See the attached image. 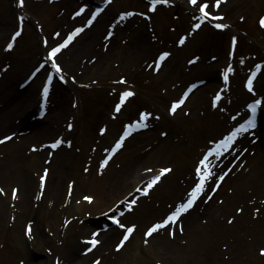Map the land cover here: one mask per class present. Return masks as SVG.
Here are the masks:
<instances>
[{
  "label": "rangeland",
  "instance_id": "1",
  "mask_svg": "<svg viewBox=\"0 0 264 264\" xmlns=\"http://www.w3.org/2000/svg\"><path fill=\"white\" fill-rule=\"evenodd\" d=\"M203 2L169 0L152 11L150 0H24L22 6L19 0H0V117L15 116L25 105L29 88L38 93L37 108L24 121L26 126L0 133V167L15 161L18 165L22 163L19 157L31 158L36 153L28 145L21 151L3 143L10 140L5 137L11 141L23 138L51 120L49 108L55 104L42 99L44 82L51 73L52 100L65 101L67 106L63 128L54 140L64 143L45 167V186L38 182L37 191H30L27 201L20 194L14 198L8 186L0 184V189L7 188L0 196L10 195L3 197L7 204L0 207V264H264L260 251L264 248V185L259 183L264 180L258 178L255 167L245 171L244 164L241 171L235 165L244 156L247 133L250 137L264 133V26L260 24L264 0H222L219 8L215 0H208L207 11L223 19H206L196 29ZM217 23L229 27L217 28ZM77 28L83 31L54 58L61 69L57 72L51 50ZM17 31L21 34L13 39ZM164 52L170 55L161 62ZM94 65L99 74L88 71ZM229 67L233 71L225 80ZM249 79L252 90L247 86ZM125 91L133 95L122 102ZM202 94L203 103L194 107ZM180 99L184 103L173 113L171 107ZM255 100L261 101L258 129L242 132L223 156L212 158L216 175L206 184L210 191L200 211L207 227L187 231L183 213L176 223L146 236L150 227L187 199L200 180L196 173L199 161L216 142L249 119L248 105ZM146 112L151 113L147 127L129 129ZM15 121L21 123L22 117ZM125 132L131 134L112 152ZM229 156L232 161L227 163ZM139 157L127 186L137 170L155 172L143 179L141 187L121 199L127 190H97L99 208L83 206L91 176L117 168L119 162L130 160L131 165ZM164 168L172 170L143 194L159 174L156 170ZM229 169L220 182L219 176ZM31 175L38 178L36 173ZM216 183H220L218 189ZM126 198L137 200L131 210L120 203ZM251 202L258 204L259 211L246 214L245 207ZM113 209L118 210L114 213ZM196 210L188 215L193 218ZM120 213H124L122 223L137 228L118 249L126 229L114 224L112 215ZM181 226L183 234L179 233ZM163 230L171 236L167 242L173 249L167 248V242L157 245ZM94 233L100 241L95 247L90 243Z\"/></svg>",
  "mask_w": 264,
  "mask_h": 264
},
{
  "label": "bare ground",
  "instance_id": "2",
  "mask_svg": "<svg viewBox=\"0 0 264 264\" xmlns=\"http://www.w3.org/2000/svg\"><path fill=\"white\" fill-rule=\"evenodd\" d=\"M108 48H110L108 46ZM70 62V61H69ZM69 62H65L66 64H68ZM70 64V63H69ZM89 72L92 73H98V71L100 69H98L95 65L94 68L88 67L87 68ZM45 88V83L43 85V90ZM44 94V92H43ZM27 101L25 103V105L21 106V108H18V110H16V114L15 116L13 115V117H11V114H3L0 117V133L3 131H7V129L10 128H14L16 129V127H20V126H26L25 124V120L27 121L28 119V115H30L31 113L35 112L37 106H36V98H37V89L34 87L29 88V92L27 94H25ZM203 95V94H202ZM200 95L199 97H201L200 101H195L194 103V107H196L198 104L203 103L204 100V95L202 96ZM49 96L50 102L54 105L55 107L50 109L51 110V114L49 115V117H51V120L46 121L43 126L36 132H33L27 136H24L23 138H14L13 141H11L12 139H10L9 141L3 143V145H8V144H13L11 145V147L13 148H20V150H24L23 146H27L29 147V150H32V152L36 153L31 156V158L26 157L24 158H20L19 160L22 163H19L17 165L18 162H13V163H9L6 166L0 167V184H6L8 186V191L7 192H14V190L16 191V195H21V200H29L30 198H28V195L30 194L29 192H36L37 188H38V184L40 183V185H44L45 186V179L47 178V176L45 177V170H47V165L50 162V160L53 158L57 148H53L51 147L52 143L54 142L55 138H56V133H58V131H60V129L63 128V124L65 122L64 116L65 113L67 112V106L65 105V101L62 102H54L52 100V95H47V97ZM62 99V98H61ZM57 103V104H56ZM50 105V103H49ZM193 106V104H191V107ZM22 117V122L21 123H16L15 119L16 118H20ZM63 119V123L59 124V120ZM17 125V126H16ZM23 129V127H22ZM249 133H247V137L245 139V147L247 151L243 150V158L241 160V162H237L236 168H239L241 171L243 169V165L245 166L244 170L246 171L247 168H254L255 170H257V175L256 178H261V180H264V133L261 137H256V136H249ZM2 137V136H1ZM0 137V139H1ZM14 143H18V144H14ZM49 144V146L47 147H41V144ZM5 148V147H4ZM3 148V149H4ZM8 149V148H7ZM140 151H136L135 154H137ZM134 154V155H135ZM129 157L128 154H126V158ZM233 156H229L225 158V161L227 163H230L232 160ZM141 157H139L138 159L133 160V162L130 163V160L127 161H123V163L125 164H120V162L118 163L117 168L113 167L111 169H109L107 172H98L96 174V176H91L89 181H88V189H89V193L86 197L91 196L93 197V200L90 202L88 200H86V202H84L82 204L85 208H97V204H100V197L99 196H95L94 191L96 192L97 190H124L126 191V193H124L125 196H121L119 199H121L122 197H126L127 194H129V192L137 189L138 187H141V183L143 181V179L145 178H151V176L155 173L154 171H147V170H142L139 169L137 170L136 176L134 178V180L132 181V183H130L127 186L128 183V178H129V174L135 170V168L137 167L136 164L139 162ZM142 159V158H141ZM243 161V162H242ZM14 164V165H13ZM129 164V165H128ZM225 164H222L221 166H223ZM232 166V165H230ZM228 166V167H230ZM26 169L27 170V174L23 175L21 173V170ZM117 169V170H116ZM161 170V169H160ZM160 170H156V171H160ZM36 173L38 175V178L36 179L35 177H33V175L29 176L30 174ZM240 173H236L235 177L238 178ZM42 177H44V179L42 180ZM39 182V183H38ZM127 182V183H126ZM261 184L264 185V183L259 182ZM114 184L115 188H111L109 189L110 185ZM132 186V187H130ZM124 187V188H123ZM127 187V188H126ZM130 187V188H129ZM4 190H7V188H3ZM122 189V190H121ZM92 191V192H91ZM210 190L207 189V186L205 188V192L203 194H201L199 196V198L197 199L195 205L192 207L193 209L197 208L198 212L193 216H190V212L193 210H188L184 216L183 219L185 217V222L184 223V227H186L187 231H198L203 229L205 226V218L200 214L201 208L204 205L205 201L207 200V193ZM108 193V192H107ZM4 196H10V195H2ZM0 196V207L5 206V201L6 199ZM106 197V196H104ZM117 199V200H119ZM128 199V198H127ZM85 201V199H84ZM79 202V201H78ZM215 202V201H214ZM234 204V203H233ZM257 203H253L251 202V204H247V206L245 207L246 209V214L247 212H254L257 213ZM81 206V205H80ZM99 208V207H98ZM224 208H227V206H225ZM196 210V211H197ZM225 209H223L224 211ZM233 210V208H232ZM232 214H234L235 212L232 211ZM190 214V215H188ZM185 229H183V231H180L179 233L182 232V234L185 232ZM193 231V232H195ZM160 234V233H159ZM168 233H165L163 230V235L161 233L160 239H158V244L160 246H163L164 242H167L169 237H171L170 235L167 236ZM181 235V234H180ZM189 235V232H188ZM106 240H111L110 237H108ZM105 240V243H106ZM168 243V242H167ZM168 249H173L169 243L166 244ZM181 246H179L178 248H180ZM184 248V247H182Z\"/></svg>",
  "mask_w": 264,
  "mask_h": 264
},
{
  "label": "snow or ice",
  "instance_id": "3",
  "mask_svg": "<svg viewBox=\"0 0 264 264\" xmlns=\"http://www.w3.org/2000/svg\"><path fill=\"white\" fill-rule=\"evenodd\" d=\"M222 0H215V6L217 8H219L220 4H221ZM20 5L22 6L24 4V0H19ZM167 4L169 3V0H150V4H151V10L155 11L156 10V6L158 4ZM191 3L193 5H197L198 4V0H191ZM209 5H208V0H204V2L202 4L199 5V11L201 13V16L198 18L200 19V23H196L195 24V28L199 29L201 27V24L204 22V20L206 19H214V20H222L223 16H213L211 12L207 11ZM84 9H81V12H83ZM125 16H130L133 15V13H125ZM95 19V15L92 16V19H90L88 21V24L91 25L92 21ZM241 19H243V17H241ZM21 20H23V17H21ZM260 24L261 26H264V18H261L260 20ZM215 27L217 28H227L229 27V25L225 24V23H217L215 25ZM83 28H77L73 33H71L68 38L64 41L63 44H60L57 47L52 48L51 50V57L53 58L52 63L53 66L55 67V69L57 70V72H59L60 69V65L58 63L55 62V56L57 53H59L61 51L62 48H64L67 44H69L72 39L79 33L82 32ZM21 33L19 31H17L15 33V36L13 37V39H15V37L19 36ZM59 35V34H57ZM180 43L183 44L184 43V39L180 40ZM236 43V38L233 37V45L235 46ZM13 47L12 43L8 44V48L11 49ZM170 55V53L168 52H164L160 55L159 57V61H164L166 57H168ZM157 67H159V65H157ZM233 71V69L231 67H229L227 69V71L224 74V78L225 80L228 79V72ZM255 76V73H253V77ZM60 79H63V76L60 77ZM49 80H51V77H49ZM124 82V81H121ZM247 86L249 88V90H252L253 88V82L252 79H249L247 82ZM193 87H195V85H193ZM48 87H45L43 92H44V96L47 97L48 95ZM191 91V89H189V92ZM133 93L131 91H125L121 97V101L123 102L124 99H126L129 96H132ZM187 98V93H185V99ZM216 101L220 100V96L217 95L215 97ZM184 103V99H180L176 102L173 103L172 107H171V111L173 113L176 112L177 108L182 105ZM261 101L260 100H255L253 103L249 104L248 107L251 109L252 113H253V117L257 111V107L258 105H260ZM116 111L119 112L120 111V105H117L116 107ZM151 115V113H143L142 117L140 120H138L135 124V126L133 125H129V129H139V128H144L147 127V123H145V121L147 120V118ZM235 119V118H233ZM69 127H71V125H69ZM255 127V122L253 118H249L245 121V123H241L239 124L238 127H236L234 130L230 131V133L224 138L219 140L218 142H216L215 147L210 148L207 153L203 156V159H201L199 161V165L196 169V173L200 176V180L198 183H196L195 187L192 189V191L188 194L187 199L180 203L178 206H176L175 210L171 211L170 214L164 218L163 220L155 223L152 227H150L147 232H146V236L151 237L154 233L158 232L160 229L165 228V227H169L170 225L176 223L179 219V217L183 214L186 213L189 209H191L197 199L199 198V196L201 194H203L205 192V188H206V184L209 180H211L216 173L213 171V169L216 167V165H214L212 163V158H219L221 156L224 155V152L227 151L229 148H231L233 146V143L235 142L236 138L242 133V132H247L249 130V128ZM130 132H125L124 135L120 138V140L116 143L115 148H113L111 151L115 152L117 149H119L120 147H122L123 145V141L124 138L127 137L128 135H130ZM5 140H9L11 139V137H5ZM3 141H0V143H2ZM61 143H64V141L61 140H57L56 142H54L51 147L53 148H57L60 146ZM69 144H71V141H68ZM245 151H247L245 149ZM111 157H109L110 159ZM103 164L106 166L108 164V159H105L103 161ZM172 169L171 168H164L161 169L159 174L154 175L151 179V181L147 184V186L143 189V194H147L148 190L151 189L158 181H160L161 177L170 172ZM147 171H152L151 169H148ZM231 171V169H229L228 171L224 172L222 175L219 176V181L222 182L225 177L229 174V172ZM47 176V170H45V177ZM44 179V177H42V180ZM215 187L218 189L220 187V183H216ZM3 189H0V192H2ZM16 191L14 190L13 192V197L15 198L16 195ZM86 200L88 201H92L93 197L88 196L85 197ZM208 199H211V196L208 197ZM121 204H127V209L131 210L132 206L134 204L137 203L136 199H132L131 201H128L127 198L124 201L120 202ZM118 209H113L112 211L115 213ZM240 211H243V209H240ZM259 211V210H257ZM124 215V213H120V216H116L115 214L113 215L112 219L114 220V222L119 225L121 228L126 229L125 234L123 235L122 240L120 241V243L117 245V248L119 249L120 247H123L124 243L126 241L129 240L130 236L133 234V232L135 231V229L137 228V225L133 224L131 226H126L124 223L121 222L120 217H122ZM234 220V218H233ZM230 223L232 221H229ZM180 231H183V227H180ZM29 232H31V225H29ZM172 234H175V231L173 230ZM96 235L97 234H93V236L91 237L90 243L92 244L93 247H95L97 244L100 243V241L98 239H96ZM148 241L146 240L145 243H147ZM89 251H91V249H88ZM261 254H264V248H262L261 250ZM98 264V262H97Z\"/></svg>",
  "mask_w": 264,
  "mask_h": 264
}]
</instances>
